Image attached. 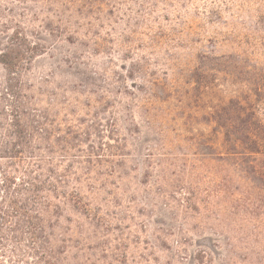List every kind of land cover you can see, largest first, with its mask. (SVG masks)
<instances>
[{"label":"rangeland","instance_id":"374dc122","mask_svg":"<svg viewBox=\"0 0 264 264\" xmlns=\"http://www.w3.org/2000/svg\"><path fill=\"white\" fill-rule=\"evenodd\" d=\"M262 12L264 0H0V52L13 48L21 66L0 61V90L22 87L79 138L93 128L67 160L92 170L96 191L83 192L96 227L64 210L68 264L246 263L227 210L186 198L209 181L207 149L191 139L224 150L207 123L217 107L237 98L264 123ZM116 139L127 145L121 177L110 174Z\"/></svg>","mask_w":264,"mask_h":264},{"label":"trees","instance_id":"16d2710c","mask_svg":"<svg viewBox=\"0 0 264 264\" xmlns=\"http://www.w3.org/2000/svg\"><path fill=\"white\" fill-rule=\"evenodd\" d=\"M259 17L264 23V12ZM12 53L13 48L1 51L0 61L18 74L20 61ZM33 103L20 86L8 84L6 91L0 90V264H68L70 239L58 231L64 210L80 211L96 227L94 202L83 192L96 191L92 170L83 161L67 160L91 139L93 128L79 138L80 128L62 130L56 110ZM207 119L222 132L224 150L217 152L205 136L191 139L197 149H207L198 160L208 163L209 181L203 187L202 180L191 184L186 206L197 210L202 201L208 210H227L224 216L234 225L233 238L245 264H264V123L237 98ZM116 141L117 167L110 174L121 177L127 145ZM170 160L156 163L173 165ZM182 164L188 171V161ZM205 254L200 253V262Z\"/></svg>","mask_w":264,"mask_h":264}]
</instances>
